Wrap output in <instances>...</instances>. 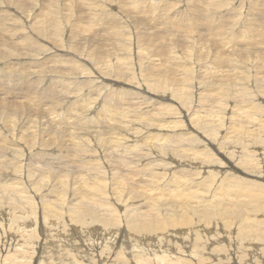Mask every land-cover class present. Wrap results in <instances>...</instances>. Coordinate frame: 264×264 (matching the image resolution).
Listing matches in <instances>:
<instances>
[{
  "label": "rangeland",
  "instance_id": "1",
  "mask_svg": "<svg viewBox=\"0 0 264 264\" xmlns=\"http://www.w3.org/2000/svg\"><path fill=\"white\" fill-rule=\"evenodd\" d=\"M201 1H204V4ZM208 1L212 7L207 4ZM222 4L225 5L221 7ZM185 14L193 18L195 15L197 18L192 23L182 19V22L188 25L184 26L182 23L181 27L173 31L171 23L166 22V19L172 20L176 15ZM122 17L126 21L125 27H123ZM0 19V78H2L0 83L5 82L4 87L10 86L12 89L20 84V77L28 76L34 81L49 80L51 83L48 84L49 92L57 97L56 103L52 105H49L47 100L40 101V104L26 101L25 93L31 94L30 85L23 87L22 91L11 92L12 95L0 94V111L3 113L0 118V130L6 129V133H0V143H3L6 148L22 147L21 145L25 147L24 151L18 152L21 156L11 157L13 155L7 152L5 153L7 157L0 158L3 160L0 165L6 167L2 169L0 166L2 169L0 184L21 185L24 183L27 185L24 168L28 163L33 164L31 175H35L34 180L30 178L32 180L30 183L35 182L34 188L24 185L16 191L19 192L17 195L0 190V204H5L14 198L32 213H40L39 215L43 217L47 215L50 218L56 215L48 212L46 207L42 209L34 207L33 204L30 206L31 202L25 196L28 194L34 197H46L47 203L57 202L59 208L65 207L72 210L74 209L72 205L81 200L80 194L89 190L84 185L85 179L91 181V177H96L90 173L93 169L90 160L99 158V163L94 162L104 165L101 167H104L106 174L105 180L98 181L103 182L101 185L96 184L95 181L88 183L94 186L93 189L98 190L94 197L95 204H92L98 206V203L100 205L104 202L106 206L109 203L108 207H113V214L110 217L106 213L103 216L107 217L106 220L109 218L114 227H123V223L126 222V228V219H140L139 213L142 211L136 209L132 211L131 204L145 203L144 205H147L153 193V198L160 193L156 191L157 193L153 192L149 195L152 189L161 190L172 182L170 179L177 182L183 199L175 202L170 200L172 203L166 202L169 199H165L158 203L165 211L177 208L171 212L170 216L172 226L177 228L170 230H173L176 237L181 240L172 242L176 252L170 253L174 252L190 259L191 257L186 256L187 253L198 251L200 256L208 261L206 264H218V259L223 257V251H217L215 246L223 241L236 243L239 240L236 236V224L240 217L247 212L246 216L260 215L264 219V204L261 202L251 204V206L261 207L257 211L241 209L240 212L238 208L245 207L241 204L247 199L245 191L238 187L239 184L242 185L246 181L249 184L252 179L264 188V152H262L264 149V83L255 82L253 79V71H255L253 63L260 64L264 61L254 62L249 57L252 53H256L264 59V0H0ZM246 22L249 26L258 27L261 35L252 37L251 44L240 43L239 46H235L225 35L231 34L230 37H232L235 29L239 31L237 25L241 27ZM90 24L92 26L89 28ZM209 24L212 26L210 27ZM220 31H222L221 35ZM224 40L226 42L223 44ZM226 43L231 45V48H226ZM219 46L222 52L219 51ZM234 49L235 51L240 49V51L234 53ZM68 52H73L74 57L70 58ZM219 52H221L220 56L225 55L226 63L232 57L229 60L231 65L229 62L227 65L223 63V67H226L222 69L225 74L214 67V61L222 60ZM232 53L237 55L231 56ZM236 60L238 63L234 67ZM58 62L65 63L70 69L66 72L56 70L61 66ZM55 64L58 66L55 67ZM48 67H51L52 73L47 71ZM117 68L127 71V74L119 75ZM208 69L211 70L206 73ZM213 71L215 74L212 73ZM244 73L248 76V81L242 79ZM75 75L87 81L82 89L78 85L83 84L77 83ZM149 75L161 76V79L165 81L164 89H158L157 92L163 94L147 93L148 87L155 90V87L150 85ZM226 76L229 77L226 78ZM56 80L58 82L54 84ZM89 81L92 82L89 83ZM217 86L220 87L216 89ZM123 88L128 89L125 94L131 95L134 91L136 95L129 98V102L126 100L127 103L120 98L121 115L113 110L112 105L116 96L112 93L122 91ZM208 88L214 90L208 93ZM2 90L7 93L6 88ZM172 91H175L174 94L177 97L173 96ZM3 96L5 98H2ZM48 97L49 95H46V98ZM214 97H217V103L214 102ZM146 98L148 99L145 101ZM236 103L237 108H235ZM115 104L118 103L115 101ZM238 110L249 116L251 123L243 118L232 117L234 112H239ZM53 112L58 115L52 114ZM92 113L93 116H90ZM147 113H149L147 117L149 119L140 121ZM154 113L157 116L150 117V114ZM106 115L110 117V120L102 119ZM96 118L99 123L96 122ZM160 119L165 121H159ZM238 121L248 126L241 130L243 137H240L238 132L236 135L229 133L231 125L239 126ZM159 132L167 136L164 137ZM121 136L125 142L120 145L118 140ZM146 140L148 142L144 144ZM207 141L211 145L208 146ZM159 142L162 144L160 145ZM133 145V150L124 151L121 148L129 149ZM210 146H216L217 150ZM158 147H162L163 152L166 149L173 156L160 153ZM24 153L29 154L24 155ZM114 153L117 155L113 156ZM169 161L170 163H167ZM179 164L182 167H179ZM124 165L129 166L127 168ZM120 166H123L122 171ZM38 167H45L48 172L59 171L49 175L45 171L37 170ZM135 169L142 171L138 173ZM11 172H16L17 176L2 177ZM173 185L167 188L171 189ZM36 186H42L39 193H35ZM77 188L79 192L75 190ZM113 188L117 191L116 195V192L112 191ZM137 191L141 196H138ZM134 192L135 194L132 195ZM91 194V192L88 193V195ZM260 195H264V192ZM89 203L86 205H92ZM173 203H177L176 206H173ZM65 204L71 206H65ZM234 204L236 217L233 218L236 221L229 219L233 225L229 223L228 231H223L221 224L225 220L222 222L219 218L223 216V212L232 210ZM10 205H13V202ZM147 209L153 211L156 206L152 204ZM204 210L207 212L205 213ZM91 211H98L97 215L101 213V209L97 207H91ZM244 211L246 212L243 213ZM57 212L58 215L61 214V211L57 210ZM204 214H208L210 218ZM116 215L120 221L114 223L117 217L113 219L111 217ZM86 217L91 221L89 216ZM202 218L203 220H200ZM39 219L42 220L41 217ZM180 219L184 220L185 224L174 223ZM155 220L154 225L157 227L162 225L165 220L164 213H159ZM187 220L190 226L186 223ZM199 221L204 227H210V229L197 231L196 225H202ZM17 222L21 227V220L18 219ZM207 222H211V226L209 223L204 224ZM243 222L247 221L244 220L240 224ZM262 227L264 230V223ZM0 231L5 234L2 228ZM195 232L199 235L198 237L203 238L202 244L198 242L199 246H197L201 250H197L196 247H192V243H189L188 237ZM82 233L88 239L95 237L88 236L84 231ZM21 235L24 236L25 232ZM155 235H166V239L170 238L167 233L156 232ZM0 236H3L1 232ZM149 238L156 248L162 246L160 243L162 240L152 235ZM181 244L188 249V252L186 250L183 252ZM27 245L30 244L23 241L18 248L22 250ZM123 247V253L131 250L130 246L123 245ZM208 249L219 256L217 261L209 262L212 258L209 259L210 256L207 255ZM248 250L253 252L252 248ZM156 252L157 254L169 253L165 250ZM10 253L11 251L3 252L6 255ZM117 259L123 260L122 257ZM94 260L98 261V256ZM184 260L183 257L180 263H184ZM2 261L0 260V264L9 263L6 260L4 263ZM160 262L162 264V261ZM143 263L157 264L154 259ZM15 264H21V262Z\"/></svg>",
  "mask_w": 264,
  "mask_h": 264
},
{
  "label": "bare ground",
  "instance_id": "2",
  "mask_svg": "<svg viewBox=\"0 0 264 264\" xmlns=\"http://www.w3.org/2000/svg\"><path fill=\"white\" fill-rule=\"evenodd\" d=\"M198 1V0H197ZM204 4V1H201ZM200 2V3H201ZM193 3V2H192ZM207 3V2H206ZM208 5H210L212 7V5L210 4V2L208 1L207 3ZM206 4V5H207ZM220 4V3H218ZM216 4V5H218ZM225 4H222L221 7H223ZM214 9V8H213ZM200 13V12H199ZM204 13V12H203ZM197 17H198V13ZM202 14V12L200 13ZM199 14V15H200ZM205 14V13H204ZM216 14V13H215ZM203 15V14H202ZM214 15V14H213ZM212 15V16H213ZM208 16V15H207ZM4 17V16H3ZM150 17V16H148ZM147 17V18H148ZM191 17V15L185 14L183 16L180 15H176L175 17H173V19L171 20V18L166 19V22L168 21L169 23H171L172 25V29L173 31L175 30V28L177 27H181L183 24H186L185 22H182V19H187V23H192L195 18ZM154 18V17H153ZM200 18V17H199ZM207 18V17H206ZM91 20L93 18H90ZM107 19V18H106ZM209 19V18H207ZM211 19V18H210ZM223 19V18H222ZM95 20V19H94ZM149 20V19H148ZM213 20V19H212ZM225 20V19H224ZM122 21H123V27L126 26V21L125 19L122 17ZM155 21V20H154ZM160 21V20H159ZM206 21V20H205ZM210 22V20H208ZM1 22V19H0ZM152 22V21H150ZM161 22V21H160ZM165 22V21H164ZM214 22V20H213ZM235 22V21H234ZM263 22V21H262ZM102 23V22H101ZM107 23V22H105ZM159 23V22H158ZM183 23V24H182ZM203 23V22H201ZM215 23V22H214ZM214 23H211L212 25ZM224 23V22H223ZM237 23V22H236ZM153 24V23H151ZM154 24H156L154 22ZM217 24V22H216ZM157 25V24H156ZM196 25V24H195ZM211 25V26H212ZM215 25V24H214ZM226 25V24H225ZM92 26V24H90V26H88L89 28ZM191 26V25H190ZM204 26V25H202ZM208 26V25H207ZM210 26V24H209ZM210 26V27H211ZM216 26V25H215ZM221 26V25H220ZM227 26V25H226ZM209 27V28H210ZM214 27V26H213ZM219 27V26H218ZM225 27V26H223ZM222 27V28H223ZM238 30H234V33L232 35V37H230L231 34H226L225 37L236 46H239L240 43L243 44H251L250 42L252 41V37H255L257 35H261V30L256 27L255 25H248V22H246L244 25H241V27H239V25H237ZM191 28V27H190ZM189 28V29H190ZM198 28V27H197ZM187 30V28H185ZM194 29V28H193ZM215 29V28H214ZM229 29V27L227 28ZM191 30V29H190ZM207 30V29H206ZM117 31V30H115ZM193 31V30H192ZM187 32V31H186ZM189 32V31H188ZM191 32V31H190ZM194 32V31H193ZM196 32H198L196 30ZM222 31L219 32V34ZM224 32V30H223ZM215 33V32H214ZM218 34V33H217ZM207 35V33H206ZM221 35V34H220ZM219 35V36H220ZM30 36H28L29 38ZM225 39V38H223ZM228 40V41H229ZM220 41V39H219ZM164 42V40H163ZM226 42V40L222 41V43L224 44ZM231 43V44H232ZM256 43V42H255ZM162 44V43H161ZM232 44V47H234ZM219 45V43H218ZM231 45H227L226 43V48H229ZM220 47V49H219ZM217 47L219 49V51L221 50V46ZM215 48V47H214ZM224 48V47H223ZM225 48V49H226ZM231 48V47H230ZM237 49V47H236ZM234 49V53H236L237 50ZM245 49V48H243ZM242 49V50H243ZM60 50V49H58ZM216 50V49H215ZM247 50V49H246ZM245 50V51H246ZM227 51V50H224ZM232 51V50H231ZM62 52V51H61ZM163 52L165 53V51L163 50ZM217 52V51H216ZM222 52V50H221ZM219 52V57H222V55L220 56ZM253 52V51H252ZM226 54V52H224ZM231 56H233V54ZM239 53V52H238ZM59 54V53H58ZM61 54V53H60ZM69 57L73 58L74 57V53L73 52H68ZM218 54V53H217ZM229 54V53H228ZM246 54V53H245ZM263 54V53H262ZM229 55V56H230ZM235 55V54H234ZM237 55V54H236ZM235 55V56H236ZM77 56V55H76ZM212 56V55H211ZM225 56V55H224ZM222 57V60L219 61H214V67H216L218 70H222V69H226V67H223V63L225 62L224 59L225 57ZM228 57V55H226ZM248 56V55H247ZM216 57V56H215ZM218 57V58H219ZM246 57V56H245ZM251 58L252 61L256 62V61H260L263 62L264 59L260 58L256 53H252L251 56H249ZM213 58V56H212ZM230 58V57H229ZM232 58V57H231ZM230 58V59H231ZM61 59V58H60ZM63 59V58H62ZM83 59V58H81ZM230 59H228L229 64L230 63ZM226 60V59H225ZM78 61V60H77ZM82 61V60H80ZM232 61V60H231ZM31 62V61H29ZM227 62V63H228ZM60 63L61 66L60 69H56L60 72H66L67 69H70L65 63L62 62H58ZM57 63V64H58ZM91 64H93L92 62H90ZM226 63V62H225ZM226 63V65H227ZM238 61L236 60V62L233 64L234 67L237 66ZM55 64V67H57L58 65ZM228 64V65H229ZM254 64V68L255 71L253 74V79L255 80V82H260V83H264V63H253ZM232 65V66H233ZM58 67V68H59ZM203 67V66H202ZM209 67V66H208ZM223 67V68H222ZM47 68V67H46ZM65 69V70H64ZM13 70V69H12ZM211 69H208L207 72H210ZM47 71L49 73H52L53 71L51 70V67L47 69ZM117 73L121 76L126 75L127 71H122L121 68H117ZM216 73V69L214 70ZM214 71L212 73H214ZM44 72L46 73V71L44 70ZM223 74L224 71L222 70ZM214 73V74H215ZM229 73V72H228ZM21 74V72H20ZM213 74V75H214ZM25 75V74H24ZM37 75V74H36ZM229 75V74H228ZM212 76V75H211ZM150 78V82H151V86L155 87V90H151L148 87V94H163V93H157L158 89H164L165 87V81L163 79H161V76H156V75H149L148 76ZM229 76H226V78ZM75 78H77V83L78 84H83V85H78V87L80 89L83 88V86L87 83V81L85 79H81L80 76L78 77V75H75ZM215 78V77H213ZM217 78V77H216ZM220 78V77H219ZM225 78V80L227 81V79ZM21 82L20 84H17L15 88L10 89L9 87H4L5 82L0 83V90H2L3 88L7 90V93H4L3 90L0 92V94H8V95H12L11 92H19L22 91V88L25 87L26 85H30V92L31 94L25 93V100L26 101H30L32 103H37L40 104L41 102H44L45 100H47L49 103V105L51 104H55L57 101V97L55 95H52L49 92V87L48 84H51L49 82V80L46 81H34L31 78H29L28 76L26 77H20ZM242 79L248 81V76L244 73L242 75ZM0 80H2V78H0ZM221 80V78L219 79V81ZM223 80V79H222ZM224 80V81H225ZM4 81V80H3ZM218 81V82H219ZM9 82V81H8ZM15 83V81H13ZM58 82V80H56V82H54V84H56ZM92 81H89V83H91ZM202 82H204V80L202 79ZM12 83V82H10ZM8 86V85H7ZM13 86V85H12ZM46 86V87H45ZM217 86L216 89H218ZM215 89V90H216ZM211 90H214L213 88H208L207 92L209 93ZM5 91V90H4ZM9 91V92H8ZM125 91H128V89L126 90L125 88H123L122 91L118 90L115 93H112V95L116 96V99L113 101V110L116 112H119V108L121 102V100L125 101L127 103V101L129 100V98L131 99L134 95H136V93L133 91L131 93V95H127L125 94ZM212 92V91H211ZM175 91H172L173 96H176ZM215 93V92H214ZM46 95H49L48 98H46ZM214 95V94H213ZM217 95V94H216ZM137 97V96H136ZM177 97V96H176ZM2 98H5V96H3ZM24 98V97H22ZM148 98L145 99V101ZM161 99V98H160ZM179 99V98H177ZM19 100V99H18ZM22 100V99H21ZM127 100V101H126ZM115 101L118 104H115ZM129 102V101H128ZM214 102L217 103V97H214ZM18 103V102H17ZM139 103V102H138ZM62 105V104H61ZM60 106V105H59ZM64 107V106H62ZM61 107V108H62ZM169 108H171L170 106H168ZM60 108V109H61ZM139 108V106H138ZM235 108H237V103L235 104ZM48 109V108H47ZM59 109V110H60ZM160 109V108H158ZM58 110V109H57ZM124 110V109H123ZM49 111V110H48ZM52 111V110H51ZM55 111V110H54ZM239 111V110H238ZM45 112V110H44ZM50 112V111H49ZM127 112V111H126ZM120 113V112H119ZM235 113V112H234ZM233 113V116H236L238 118H243L245 120H248L249 123H251V120L249 119V116H246L245 114H243L241 111L236 112L235 114ZM45 114V113H43ZM47 114V112H46ZM45 114V115H46ZM52 114H55L54 112ZM58 115V113H56ZM55 114V115H56ZM81 114V113H80ZM121 114V113H120ZM148 114H145L140 121H144V120H148ZM51 115V114H49ZM122 115V114H121ZM3 116V113L0 111V118ZM48 116V115H47ZM53 116V115H52ZM93 116V113L90 115ZM125 117H127L126 115H124ZM157 116L156 113L154 114H150V117H155ZM58 117V116H56ZM123 117V116H122ZM51 118V117H50ZM54 118V116H53ZM59 118V117H58ZM52 119V118H51ZM102 119L104 120H110V117L108 115L104 116ZM101 119V120H102ZM163 119H160L159 121H161ZM235 120V119H234ZM152 121V119H151ZM165 120H163L164 122ZM96 122H98V118H96ZM123 122V121H122ZM239 124V126H235V125H231L229 127V133H231L232 135H236L237 132L239 133L240 137H243L244 134L241 133V130H243L245 127H248L246 125H244L243 122H237ZM124 125V124H123ZM126 125V124H125ZM128 126V125H127ZM263 126V125H262ZM112 127V125H111ZM125 127V126H124ZM260 127V126H259ZM128 128V127H127ZM5 129V128H4ZM252 131V129H251ZM0 133H6V129L5 130H0ZM160 133V132H159ZM69 134V133H68ZM162 136H167L166 134H162L160 133ZM169 135V134H168ZM171 135V134H170ZM176 136V135H173ZM255 137V136H254ZM103 140V139H102ZM137 140V139H136ZM236 140H240V139H236ZM253 140V138H252ZM120 142V145L123 144L125 142V139L122 138V136L120 137V139L118 140ZM204 141V140H203ZM116 142V141H115ZM146 142H148V140L145 141L144 144H146ZM163 142V141H162ZM117 143V142H116ZM161 142H159L160 144ZM104 144V142H103ZM162 144V143H161ZM160 144V145H161ZM206 144L209 146L211 145L210 142H206ZM101 145V144H100ZM155 145V144H154ZM22 147H11V148H6L5 145L3 143H0V158L2 157H7L5 155V153H11L13 156L11 157H18L21 156L18 152L20 151H24L25 147L23 145H21ZM212 147L215 151L217 150L216 146H210ZM122 150L126 151V150H133L134 149V145L129 148H123L121 147ZM120 149V148H119ZM165 149V148H164ZM121 150V153H122ZM158 150L160 153L163 152V148L162 147H158ZM28 151V149H27ZM193 151V150H192ZM117 152V151H116ZM131 152V151H130ZM194 152V151H193ZM262 152H264V149H262ZM119 153V152H118ZM125 153V152H124ZM123 153V154H124ZM154 155L155 153L152 152ZM18 154V155H16ZM29 153H24V155H27ZM163 154H168L173 156V154L171 152H168L165 149V152H163ZM117 155V154H116ZM115 153L113 156H116ZM162 155V154H161ZM193 156V155H192ZM263 156V155H262ZM195 157V156H194ZM264 158V157H263ZM92 162L93 165V169L92 172L90 170V173H93V176L96 177H91V181H88L85 179L84 181V185L89 189L86 190L85 192L80 194V198L81 200L75 204L72 205V207L74 206V209L72 210H68L65 207H61L59 208L57 206L56 203L54 202H50L47 203L46 202V197H42V196H32V195H28L25 194L26 198H28L31 202L30 206L33 204L34 207H38V208H45L46 210H48V212L52 213V214H56L53 215L52 218H50V216L44 215L41 216L39 214H35L32 213L31 210H27L25 209V207H23L20 203L16 202L14 198H11L7 203L5 204H0V229L2 228L5 232V234L0 231L3 236H0V260H4V262L9 261L8 264H15L16 262H21V264H91L90 262H92L93 264H145L143 262H149L150 259H154V261L157 262V264H160L162 261V264H199V262L201 264H206L208 263V261L206 260V258L200 256L201 254H199L200 252L195 251L193 253V251H189L188 249L182 246L181 244V248L183 250V252L186 250L188 253L186 256L191 257L190 259L186 258L185 256H182L180 254L177 253H170L171 251H175V247L174 244L172 243L174 240H176L175 242L181 240L178 239L174 233L173 230L170 229H174L177 227H173L172 226V221L170 222V216H171V212L175 211L177 208L175 209H169V210H164L162 208V206H159L158 203L160 201V203L162 202V200L165 199H169L166 202H169L170 200H174L175 201H180L183 199V194L179 192V185H177V182H174L172 179H170V183H168L164 188H162L161 190H156V189H152L151 192H149L151 195V193L159 191L160 193H158L154 198H153V194H152V199H150L151 201L148 202L147 201V205L143 204H139V205H135L136 203H133L131 205H133V207H131L132 211L133 209H136L137 211H142L139 214L140 219H136V218H132L130 219H126L127 220V227L125 228V224L123 223V221L121 222V224L123 223V227H114L111 221H109L110 219L108 218V220H106L107 217H104L103 214L106 213L108 217H110L113 214L112 208L108 207L110 206L109 203L104 204V202L102 204L98 206L94 205V197L97 194L96 189H93L94 186L92 185H88V183L95 181L96 184L101 185L103 182H98V181H102L105 180L104 176L106 174V171L104 169V165H99L96 164L95 162L99 163V158H95L90 160ZM95 161V162H94ZM172 161V160H170ZM167 162V163H170ZM3 162V160H0V164ZM166 163V162H165ZM106 164V163H105ZM155 164V163H154ZM158 164V163H156ZM97 165V166H96ZM179 167H182L181 164H179ZM2 166V165H0ZM33 166V164L28 163V165L25 166L24 168V176H25V180L27 182L26 184H21V185H8V184H0V190H3L4 193H14V194H18L19 189L23 188L24 185H26V187L31 186V188H34L35 182L30 183V178L32 177L34 180V176L35 175H31V167ZM96 166V167H94ZM126 166V165H124ZM129 166V165H128ZM128 166H126L128 168ZM132 167V165H130ZM160 166L163 167V165L160 163ZM233 166V165H232ZM4 165L2 166L3 169ZM19 167V166H18ZM91 167V166H90ZM121 167V171H122V167ZM157 167V166H156ZM178 167V168H179ZM6 168V167H4ZM57 168V167H55ZM125 168V167H124ZM234 168V167H233ZM0 167V170H2ZM49 169H52L51 167H49ZM90 169V168H87ZM132 169V168H131ZM130 169V170H131ZM138 169V168H137ZM135 169V170H137ZM7 170V169H6ZM15 170V169H14ZM37 170H42L47 172L49 175L58 172L59 170H50L48 172V170L45 167H38ZM128 170V169H127ZM239 171V169H237ZM5 171V170H4ZM85 171V170H84ZM134 171V170H133ZM138 173H140L142 170H137ZM136 171V172H137ZM109 172V171H108ZM126 172V171H125ZM9 175H15L17 176L16 172H11V173H7V175H4L2 177H8ZM148 175V174H147ZM160 175V173H159ZM158 175V176H159ZM1 176V174H0ZM68 176V175H67ZM86 178V174L84 175ZM88 177V176H87ZM21 178V177H19ZM48 179V177H45ZM163 178V177H162ZM22 179V178H21ZM149 179V178H148ZM156 179H161L160 177H156ZM90 180V179H89ZM45 181V180H44ZM149 181V180H147ZM153 182V179L151 180ZM150 181V182H151ZM160 181V180H159ZM158 182V181H157ZM156 182V183H157ZM247 182V181H246ZM246 182H243L242 185L239 184L238 187L242 188L243 191H245V202H241L243 204H241L242 206L244 205L246 207L245 204L249 205V207H241L239 206V210L241 212V209H245L247 211L250 210H259L261 207L259 206H251L252 203H256V202H261L264 204V195H260L261 193L264 192V188L262 186H260V184L257 183L256 180H250V183L247 184ZM253 182V183H251ZM166 184V183H165ZM171 184H174L171 189L167 188L169 187ZM128 186V185H127ZM185 186H187V182L185 181ZM236 186V185H234ZM42 186H36L35 187V193H39L40 189ZM129 187V186H128ZM158 187V186H157ZM108 188V187H105ZM133 188V187H132ZM74 189V188H73ZM112 189V188H111ZM114 189V188H113ZM45 190V189H44ZM79 192V188L75 189ZM132 190V189H131ZM56 191L58 193V190L56 188ZM112 191H115L112 190ZM1 192V191H0ZM91 192V195H88V193ZM110 192V191H109ZM115 195L117 194V191H115ZM123 192V191H122ZM121 192V194H122ZM126 192V191H125ZM133 192V191H132ZM143 192V191H141ZM8 193V194H9ZM111 193V192H110ZM131 193V192H130ZM138 194V191L136 192ZM157 193V192H156ZM99 194V193H98ZM101 194V193H100ZM107 194V193H105ZM112 194V193H111ZM110 194V195H111ZM129 194V193H128ZM135 192L132 194L134 195ZM5 195V194H4ZM104 195V194H103ZM114 195V196H115ZM130 195V194H129ZM128 195V196H129ZM6 196V195H5ZM107 197V195H105ZM138 196H141L138 194ZM144 196H146V194L144 193ZM24 197V196H23ZM116 197V196H115ZM114 197V199H115ZM118 197V195H117ZM131 199V195L129 196ZM126 197V198H129ZM212 197V196H210ZM113 198V197H112ZM120 198V197H119ZM140 198V197H139ZM144 198V197H143ZM149 198V197H148ZM22 199V198H21ZM48 199V198H47ZM87 200V202L85 201ZM134 200H136L134 198ZM214 200V199H213ZM247 200V201H246ZM52 201V200H51ZM101 201V200H100ZM113 201V200H112ZM13 202V205H10V203ZM88 202H90L89 204L92 205H86ZM123 202V201H122ZM171 202V201H170ZM210 202V201H209ZM209 202H208V206H209ZM248 202V203H247ZM47 203V205L45 204ZM116 203V202H115ZM120 203V202H119ZM165 203V202H164ZM172 203V202H171ZM170 203V204H171ZM178 203V202H177ZM175 203V204H177ZM211 203V202H210ZM222 203V202H221ZM26 204V203H25ZM37 204V205H36ZM61 204V202L59 203V205ZM154 205L156 206V209H154L153 211H149L147 209V207L149 205ZM163 204V203H162ZM174 204V203H173ZM173 206H176V205ZM218 204V203H217ZM239 204V203H238ZM63 205V204H62ZM123 205V204H122ZM206 205V203H205ZM216 205V204H215ZM219 205V204H218ZM230 205H232L230 203ZM65 206H71L69 204H65ZM117 206V205H116ZM143 206H146L145 208H143ZM202 206V205H201ZM211 206V205H210ZM229 206V205H228ZM7 207V208H4ZM33 207V208H34ZM91 207H97L98 209H101V213H99V215H97L98 211H91ZM165 207V206H164ZM172 207V206H171ZM204 207V206H203ZM220 207V206H219ZM202 208V207H201ZM208 208V207H206ZM237 208V209H238ZM166 209V208H165ZM227 209V208H226ZM236 206L234 204V206L232 207V210L230 209V211H225L223 212V216L220 217L219 219L223 222V220H225L222 224H221V230L223 231H228V227L231 224V222L229 221V219H231V221H236L235 218L236 217V212H235ZM57 210L61 211V214L58 215ZM129 210V209H127ZM135 210V211H136ZM211 210V209H210ZM205 211V210H204ZM243 211V210H242ZM41 212V210H40ZM207 212V210L205 211V213ZM219 212V211H218ZM246 211H244L243 213H245ZM43 213V211H42ZM47 213V212H46ZM135 213V212H134ZM159 213H164L165 215V220L163 222L162 225L160 226H156L154 225L156 223V217ZM249 213V212H248ZM117 214V213H116ZM138 214V213H137ZM209 214V213H208ZM208 214H204L205 216H208ZM215 213H213L214 215ZM242 214V213H241ZM247 212L245 213V215H243L242 217H240V219L238 220L239 222L236 224V230H237V242L236 243H229L228 241H223L221 243H218L215 246V249L217 251H223V257H221V259L219 258V256L214 255L213 251L208 249V254L210 258H212V260H209V262H213L214 260L217 261L218 259V264H264V230H263V223H264V219L263 216H253L251 217V215L246 216ZM261 214V213H260ZM203 215V216H204ZM220 215V214H219ZM64 216V217H63ZM86 216H89L90 220H88V218ZM127 216V215H126ZM133 216V215H132ZM238 216V215H237ZM39 217L42 218V220L40 221ZM116 216L111 217L116 218ZM130 217V216H129ZM138 217V216H136ZM209 217V216H208ZM239 217V216H238ZM50 218V219H49ZM198 218V217H197ZM210 218V217H209ZM214 218V217H213ZM218 218V217H217ZM20 219L22 222V226L19 227V223L17 222V220ZM206 219V218H205ZM28 220V223H26V221ZM116 220V219H114ZM200 220H203L200 219ZM220 220L217 222H220ZM247 221L246 223L243 222L240 224V222L242 221ZM103 221V222H102ZM120 221L119 218L117 217V220L114 222H118ZM205 221V220H204ZM215 221V220H214ZM170 222V223H169ZM216 222V221H215ZM113 223V224H114ZM174 223L179 224H185V221L180 219V221H174ZM186 223L189 224L188 220L186 221ZM198 223V222H197ZM200 223V221H199ZM210 224L211 222H207L204 224ZM230 223V225H229ZM202 224V223H200ZM219 224V223H218ZM98 225V226H97ZM118 225V223H117ZM116 225V226H117ZM193 225V224H192ZM214 225V224H213ZM216 227L218 228L217 223L215 224ZM238 225L240 226L238 228ZM190 226V224H189ZM211 226V224H210ZM16 227V228H14ZM215 227V229H216ZM233 227V226H232ZM197 231H201V230H207L210 229V227L206 228L204 227V225H196ZM17 229V230H16ZM102 229V231L100 232V230ZM82 231L86 232V234L88 236H95L92 237L90 239H88L87 237H84L85 235L82 233ZM220 231V230H219ZM218 231V233H219ZM234 231V229H233ZM25 232V235H21ZM156 232H162L163 234L167 233L168 235H170L169 239H166V235H155ZM211 234V233H210ZM150 235L157 237L158 239L162 240L160 243L162 244V246L156 248L155 244L151 241L150 242ZM202 235V234H201ZM222 235V234H221ZM220 235V236H221ZM225 235V234H224ZM234 235V234H233ZM199 235H197V232H195L194 234L190 235L189 238V243H192V247H196L199 246L198 244L203 242V238L202 237H198ZM161 237V238H160ZM217 237V236H216ZM82 238H84L82 240ZM182 238V237H181ZM186 238V237H185ZM218 238V237H217ZM225 238V236H224ZM156 239V238H155ZM205 239V238H204ZM226 239V238H225ZM153 240V239H152ZM213 240V239H212ZM228 240V239H226ZM25 241L27 243H29L30 245H27L26 247H24L22 250H20L18 247L21 246V243ZM155 241V240H154ZM157 241V240H156ZM159 241V240H158ZM169 241V242H168ZM183 241V240H182ZM205 241V240H204ZM148 242V243H147ZM199 242V243H198ZM207 242V241H206ZM215 241H213L214 243ZM85 243V246H84ZM212 242H210V244H213ZM179 244V243H178ZM184 244V243H183ZM202 244V243H201ZM207 244V243H206ZM204 244V245H206ZM209 244V242H208ZM123 245L130 246L131 250H129L127 253L124 252L123 253ZM15 246V247H13ZM191 246V245H189ZM201 246V245H200ZM211 246V245H210ZM252 246V247H249ZM9 247V248H8ZM90 247V248H89ZM125 247V248H126ZM191 247V248H192ZM91 248H93L94 250H92ZM129 248V247H128ZM204 248V247H203ZM206 248V247H205ZM252 248L253 252H250L248 249ZM8 249V250H7ZM200 248H197V250ZM213 249V247H212ZM168 251L167 252H159L157 254L156 251ZM201 250V249H200ZM205 250V249H204ZM214 250V249H213ZM262 250V251H261ZM11 251L10 254H3V252H9ZM127 251V250H126ZM207 251V249H206ZM205 251V254L207 253ZM215 251V250H214ZM114 252V255H112V253ZM176 252V251H175ZM180 252V253H183ZM203 252V250H202ZM204 253V252H203ZM128 255V256H127ZM203 255V254H202ZM206 255V256H207ZM242 255H244L243 257H249V258H243ZM96 256H98V261L94 260L96 258ZM28 257V258H27ZM122 257L123 260L118 261L117 258ZM183 257L185 258L184 263H180L183 260ZM208 257V256H207ZM12 258V259H10ZM78 258V259H77ZM81 259V261H80ZM6 260V261H5ZM3 262V261H2ZM1 262V263H2ZM3 262V263H4ZM98 262V263H97ZM7 264V263H6Z\"/></svg>",
  "mask_w": 264,
  "mask_h": 264
}]
</instances>
